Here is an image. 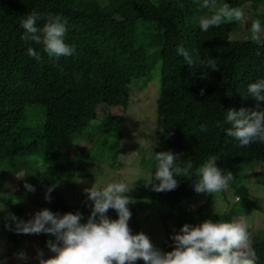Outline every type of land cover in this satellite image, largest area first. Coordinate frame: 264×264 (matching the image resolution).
Returning a JSON list of instances; mask_svg holds the SVG:
<instances>
[{
	"label": "trees",
	"instance_id": "obj_1",
	"mask_svg": "<svg viewBox=\"0 0 264 264\" xmlns=\"http://www.w3.org/2000/svg\"><path fill=\"white\" fill-rule=\"evenodd\" d=\"M225 2L242 7L249 14L245 22H222L201 32L198 19L211 10L198 0H182L183 7L177 0H0V190L2 183L21 175L22 185L31 184L35 193L45 195L55 184L49 207L55 212L79 211L86 220L91 202L85 196L79 204H69L64 186L85 178L83 163L99 154H106L112 165L117 162L124 127L101 110L128 109L134 90L158 79L154 151H171L179 156L178 166L192 167L175 177V189L157 192L148 185L140 194L145 193L148 206L158 212L170 245V235L184 223L234 219L215 214L212 196L194 209L184 207L197 194L192 182L205 160L215 157L217 167L233 173L228 187L244 200L250 198L246 169L264 165V143L238 147L223 131L225 111L254 107L256 102L246 97L247 84L264 78V42L251 40L248 32L252 19L264 24V12L257 14L264 0ZM32 10L67 19L66 42L75 45L73 56L55 59L42 53L37 62L27 55L30 46L42 51L21 38L20 21ZM177 46L193 58L216 59L217 70L209 69L201 78L204 70L186 64ZM201 124L207 125V133L200 131ZM97 125L100 136L92 141L96 149L77 147L76 141ZM140 165L152 179L155 162L143 159ZM24 192L30 202V191ZM14 199L2 197L7 215L25 210ZM131 204L128 226L143 212ZM107 215L116 218L112 209ZM259 238L252 246L257 264H264V238ZM9 240L14 243L12 253L23 256V239L14 234Z\"/></svg>",
	"mask_w": 264,
	"mask_h": 264
},
{
	"label": "clouds",
	"instance_id": "obj_2",
	"mask_svg": "<svg viewBox=\"0 0 264 264\" xmlns=\"http://www.w3.org/2000/svg\"><path fill=\"white\" fill-rule=\"evenodd\" d=\"M198 3L204 9L211 10L210 15L206 13L198 19L201 32L220 26L222 21H241L249 15L242 7L232 6L225 0H198ZM177 5L183 7L182 0H177ZM262 12L264 7L257 9V14ZM23 17L20 21L23 30L21 38L32 41L42 49L28 47L26 52L30 58L39 62L42 53L55 59L71 57L76 53L75 45L66 42L68 21L65 17L35 10ZM38 21L44 22L38 26ZM248 32L251 40L264 42V24L259 19L251 20ZM176 53L189 66L195 63L203 69L201 78L207 77L209 69L217 70L216 59L211 56L193 58L183 46H177ZM246 93V97L256 102L254 107L239 110L229 108L224 113L226 127L223 131L237 142L238 147L264 143V106L261 103L264 102V78L248 83ZM199 127L201 132H208L206 124ZM159 130L161 133L165 131L163 128ZM156 147L153 144L144 156L146 160L155 162L153 177L146 184L157 192L173 190L178 183L175 177L187 174L192 165L189 163L180 167L177 154L171 151L156 152ZM216 161L215 157L209 158L197 168L198 178L192 182L196 193H218L227 189L233 181V173L217 167ZM55 186L53 184L47 188L44 195L46 201H50ZM24 188L35 191L34 186L27 182ZM129 190L126 183L117 180H106L101 186H96L95 182L83 189L87 201L91 202L86 220L79 211L60 214L43 208L34 211L28 219L9 213L7 219L11 224L6 223L5 227L17 233H44L53 237L45 242L52 255L45 258L44 251H37V264H136L137 260L143 261V264H257L250 234L238 219H205L198 224L184 223L170 235V251L155 247L146 234L133 233L128 226L131 217L128 205L133 203L127 195ZM109 209L115 211V219L107 215ZM0 264H6V258L0 256Z\"/></svg>",
	"mask_w": 264,
	"mask_h": 264
},
{
	"label": "rangeland",
	"instance_id": "obj_3",
	"mask_svg": "<svg viewBox=\"0 0 264 264\" xmlns=\"http://www.w3.org/2000/svg\"><path fill=\"white\" fill-rule=\"evenodd\" d=\"M247 17L241 22H245ZM134 91L135 97L131 95L128 109L107 110L104 108L101 110L102 114L110 115L114 122L121 123L124 127V136L115 165H112L113 162H109L110 159L106 154H99L100 156L92 158L90 162L85 161L83 171L87 176L78 179L72 186L66 184L63 197L69 204L77 205L86 196L83 189L91 187L95 182L96 186H101L106 180L126 183L130 188L127 195L133 201L131 207L138 206L143 209V212L139 213L130 223L129 228L133 233L143 232L146 234L151 243L162 251H170L171 245L167 240L166 231L158 212L148 206V196L145 193L140 194L145 192L147 186L150 185L146 184L151 179L150 171L143 170L140 164L145 159L146 151L155 143L159 80L156 79L145 89L137 87ZM97 126V130L90 131L89 135L77 140L75 145L82 149H96L92 141L100 136V126ZM244 175L245 187L249 189L250 193L249 199L240 198L238 200L235 190L228 187L218 193H197L184 203V207L194 209L206 203L212 196L215 214H228L232 215L234 219L240 220L247 227L252 244H254L256 240H260V236L264 238V165L256 164L247 168ZM22 180L21 176L8 179L7 182L2 183L3 190H0V208H3V211H0V256L6 258V264H37L35 257L37 251L40 250L44 251L45 258L52 255L45 246L46 240L53 239L50 235L17 233L9 231L5 227L6 223L11 224V221L7 219L6 204L2 201L5 194L15 196L14 203L24 204V212L22 214L15 213L18 218L28 219L34 211L43 208L56 213L49 207L42 193L30 192L31 201L28 202L27 193L24 192V186L21 183ZM57 212L63 214V212ZM14 234L18 236V239H23L26 244L23 256L16 257L12 253L14 243L9 240V237Z\"/></svg>",
	"mask_w": 264,
	"mask_h": 264
}]
</instances>
